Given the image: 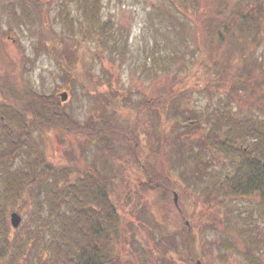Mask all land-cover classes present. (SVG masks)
<instances>
[{"label": "trees", "instance_id": "obj_1", "mask_svg": "<svg viewBox=\"0 0 264 264\" xmlns=\"http://www.w3.org/2000/svg\"><path fill=\"white\" fill-rule=\"evenodd\" d=\"M101 1L78 0L80 9L75 15L66 10L64 16L61 13L63 9L59 10V14L68 21V56L72 55L73 44L78 41L79 34L86 40L97 41L101 48L107 49V42L110 40V50L116 49L120 44L126 50L128 39L123 33L122 25L110 17L102 18ZM168 1L172 9L171 17L177 22L175 31H179L177 25L183 32L188 29V37L184 36L182 40L189 54L193 57L211 55L212 60L201 65L207 76L206 87L211 88L214 79H220L217 85L221 84L224 73L230 74L228 100L224 105L214 108L205 121L202 118L206 115L203 111L182 108V92L188 91L190 86H178L181 74L176 72L177 68L172 69L171 63H167V58L170 57L151 54L152 59L158 60V63L154 61L153 65L145 59V70L149 69L147 65L150 64L157 67V76L158 66L164 74L176 72L161 93L153 97L137 96L138 98L133 91L121 96L110 93V104L117 99L118 109L110 106V114L108 112L100 122H93L91 119V124L95 127L84 126L80 133L109 154L110 159L123 162L126 170L133 165L140 174L142 172L141 190L161 193L162 201H165V213L171 211L167 198H170L174 184L156 167L158 164L155 157L161 144L165 150L171 149L172 154L177 157V163L183 165L182 179L187 180V177L192 176L198 180L203 179L209 188L208 198L222 194L219 203L223 205L227 202V196L259 193L261 202L253 209L264 219V117L254 113L249 106H253L254 102L261 103L260 99L252 100L257 93H262L261 86L264 83L263 60L258 55L254 56L257 47L264 42V0H233V3H229L231 0ZM33 3L39 5L38 1ZM192 21L197 27L193 28ZM189 40H195L192 48ZM166 43L167 38L162 43L156 40L154 46L161 47ZM168 55L170 54H165ZM2 96L0 264H42V254L34 252L36 242L31 240V232L28 237L19 232L11 239L7 212L12 210L28 214L29 226L33 223L38 226L36 233L49 231L52 239L46 245V253L52 258L51 264L142 262L147 242L135 226L131 225L128 228L132 230L128 229L126 225L131 223H124L121 217L112 192L116 176L113 173L110 176L104 174L97 168L75 172L69 166L49 162L46 155L31 142L35 127L44 129V123L46 128H53L57 120H61L62 114L53 94L46 96L31 88H23ZM234 102L235 105L232 106ZM260 105V110L264 109V104ZM126 107L145 111L149 118H154L155 123L144 129L137 119L132 120L130 114H123ZM161 111L166 114L167 122L170 120L160 128L162 136L171 138L168 143L160 140L158 134ZM200 129H205L204 141L191 136ZM109 130L110 133L107 132ZM93 134L95 136H91ZM196 147L199 148L198 152ZM148 153L150 162L143 160L148 157ZM216 157L222 160L218 159L216 162ZM219 163H225L227 167L221 166L218 169ZM206 168H210L207 174ZM214 169L217 171H213ZM173 204V208L181 210L179 203L176 205L173 201ZM261 209L262 212L259 213ZM238 220L251 229L241 237L245 244L242 255L247 257L246 264H264V243L261 242L263 232L254 233L251 224L255 220L251 214L247 216L242 213ZM187 237L186 241L183 240L184 245L193 244V235ZM228 241L226 245L237 251L236 245ZM30 253H33L31 257Z\"/></svg>", "mask_w": 264, "mask_h": 264}, {"label": "rangeland", "instance_id": "obj_2", "mask_svg": "<svg viewBox=\"0 0 264 264\" xmlns=\"http://www.w3.org/2000/svg\"><path fill=\"white\" fill-rule=\"evenodd\" d=\"M35 1H38L39 5H35L33 3ZM200 1L204 2L205 0ZM229 3H233V0ZM9 5L2 2L0 6V101L3 97L2 94H9L12 90L23 88H31L46 96L53 94L54 100L59 106V112L62 114L61 120H57L53 128H46L44 123H42L44 129L35 127L31 140L46 155V160L57 165L69 166L75 172L97 168L109 176L113 173L117 179L112 192H114L115 202L118 203L121 217L124 223H131L126 225L127 228L133 225L143 236L147 242L144 248L150 260L155 256V251H159L158 261H164L165 258L160 256V248H174L175 244L181 251L187 247L184 245V248H181L180 240L186 241L188 234L185 231L195 228V232L192 234L194 239H191L193 244L188 243L189 254L193 260L200 259L203 264H208L211 261L209 256L214 254L217 257V264H246L247 257L242 255L245 244L241 237L251 229L249 230V226L241 224L238 219L242 213H246L247 216L251 214L255 220L252 224L250 222L251 227L264 230V219L258 215V211L255 212L253 209L259 201L261 202L259 193L249 196L230 195L227 196V202L222 205L219 203L222 194L212 198L207 197L209 188L204 184L203 179L198 180L193 176L187 177V180L182 179L183 165L177 163V157L174 153L172 154L171 149L168 148L169 151H167L161 144L158 157H155V162L158 164L156 167L174 184L170 198H167L171 211L165 213L163 209L165 201H162L161 193L141 190L142 172L140 174V171L133 165H130L126 170L123 162L119 159H110L109 154L103 152L94 142L86 138V135L80 133L84 126L95 127L93 123L91 124V119L93 122H100L108 112L110 114V106L118 109L119 104L115 99L116 96L114 97L115 102L110 104V93L113 96L115 93L121 96L133 91L136 98L142 95L153 97L161 93L163 87L169 84L172 79V74L176 72L180 73L179 78H182L178 86L181 88H185L186 85L190 86L187 88L188 91L182 92L181 107L189 110L194 109L197 112L203 111L206 114L202 117L204 121L206 116L212 114L214 108L224 105L228 100L227 86L230 74L224 73L225 76L221 84L217 85V81L220 79H214L211 88L206 87L207 76L201 65L205 61L210 62L211 55H194L193 57L189 54L182 40L184 36L188 37V29L183 32L177 25L179 31H175L177 22L174 21L173 16L171 17L172 9L169 1L102 0V18L110 17L122 25L123 33L128 39L126 50L122 44L118 45L116 49L110 50V40L107 42V49L101 48L102 46L97 41L86 40L79 34L78 41L73 44V53L69 56L66 54V37L70 34L68 21L64 19V16H66V10L74 15L79 11L78 0L28 1L27 11L23 12V19L15 17L12 13L13 7L11 8ZM30 5H32V9L28 10ZM60 9H63L61 13L63 12L64 16L59 14ZM28 11L30 16H28ZM20 21H25L23 26H18ZM192 25H194L193 28L197 27L194 21H192ZM8 34L11 38L6 40L5 35ZM166 38L165 46L163 44L161 47L154 46L156 40L162 43ZM194 43L195 40H189L191 48ZM255 51L254 56L258 55L262 58L264 68V42ZM148 52L150 53L147 55ZM167 53L170 55L165 56ZM151 54L163 58L170 57L167 58V63H171L172 69L177 68L176 72L164 74L158 66L157 76L155 73L157 67H152L150 64L147 65L149 69L145 70L143 64L145 59L153 65L154 61L158 63V60L152 59ZM188 77L189 81L186 83ZM177 80L178 78L174 81ZM262 82H264V75ZM261 87L263 88L262 93H257L252 100L260 99L261 103L254 102L253 106L251 104L249 106L252 107L251 110L254 113L264 117V109L260 110L259 108L260 104H264V83ZM64 91L68 93L65 101L60 97V93ZM234 105L235 102L232 106ZM126 113L131 115L132 120L137 119L141 122L144 129L146 126H152L151 123H155L154 118H149L145 111L126 107L123 114ZM160 116L159 138L168 143L171 138L162 136L160 128L162 124H167L170 120L167 122L166 114L162 111ZM108 128L110 129V125ZM204 131L205 129H200L197 134L191 136L204 141ZM107 132L110 133V130ZM198 151L199 148L196 147V152ZM149 154L147 158H143L144 161H151ZM220 157H216V162L218 159L222 160ZM218 166V169L221 166L226 168L227 164L219 163ZM184 168H186L185 164ZM209 169L206 168V174ZM1 188L2 184L0 183ZM174 192L178 194L181 210L173 208ZM260 211L262 212V209L259 210V213ZM10 212H7V219L11 239L19 232L25 237H28L31 232V240L36 242L34 252L42 254V264H51L52 258L46 253V245L52 239L49 231H44L45 234L43 232L36 233L38 226L36 223L29 226L28 214H22V222L15 229L10 223ZM190 215L193 220L190 219ZM190 220L192 228L191 224L188 225ZM197 228H215L218 234L221 232V235L204 236L203 230L198 232ZM261 236V242L264 243V235ZM220 239H226V241L231 239L229 241L236 245L238 252L228 245L220 243ZM179 242L181 243L179 244ZM262 249L264 250V245ZM32 255L33 253H30V257ZM262 256L264 257V252ZM172 259V256L166 258L167 261Z\"/></svg>", "mask_w": 264, "mask_h": 264}, {"label": "flooded vegetation", "instance_id": "obj_3", "mask_svg": "<svg viewBox=\"0 0 264 264\" xmlns=\"http://www.w3.org/2000/svg\"><path fill=\"white\" fill-rule=\"evenodd\" d=\"M30 2L31 0H0V6L2 4V2H5V4H10L9 6L12 8L13 7V15L19 19H23V12L24 11H27V2ZM26 2V3H25ZM25 3V4H24ZM24 4V5H23ZM29 9H32V5H30V7L28 8ZM22 17V18H21ZM25 23V21H20L18 23V26H23ZM5 38L6 40H9L11 37H10V34L8 35H5ZM14 41H16L15 39H13ZM192 215H190V219L193 220V218H191ZM191 224V220L189 221V224ZM192 225V224H191ZM256 225V224H255ZM212 227V226H210ZM198 232H200L201 230H203V234L204 236H208V235H221V232L220 234H218L216 231L215 228H205V229H200V228H197ZM254 233H261L263 232L264 234V230H259V229H256L254 228ZM195 232V228L194 229H191V230H188V231H185V233H187L188 235H192L194 234ZM182 242V244L180 245L181 248H184V243L183 240H180ZM179 242V244L181 243ZM220 243H223L224 245H226V239L225 240H219ZM176 244H178L176 242ZM215 246V245H214ZM176 248V249H175ZM175 251L173 253V251ZM189 250H190V246L189 244L187 245V247H185L184 249H182L181 251L178 250V246H175L174 248L172 247H164L163 249L160 248V256H163L164 261L162 262H159L158 259H159V256H158V252L159 251H155V256L151 257V260L149 258V256L145 253L143 256H142V259H143V263L142 262H139V264H203V262L200 260V259H197L196 261L192 259L191 255L189 254ZM170 256L173 257L172 260L170 261H167L166 258H169ZM211 261L208 263V264H217V257L212 254L211 256H209ZM223 257V256H221Z\"/></svg>", "mask_w": 264, "mask_h": 264}, {"label": "water", "instance_id": "obj_4", "mask_svg": "<svg viewBox=\"0 0 264 264\" xmlns=\"http://www.w3.org/2000/svg\"><path fill=\"white\" fill-rule=\"evenodd\" d=\"M60 95H61L62 100H66L68 97V93L66 91L62 92ZM174 199H175V203H178L177 192H174ZM10 222L13 227L17 228L20 226L22 222V216L17 211H13L10 213Z\"/></svg>", "mask_w": 264, "mask_h": 264}]
</instances>
